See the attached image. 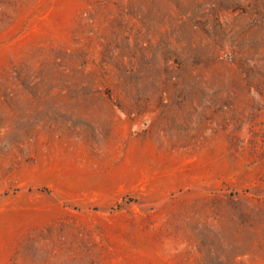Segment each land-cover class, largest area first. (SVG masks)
<instances>
[{
    "label": "rangeland",
    "instance_id": "obj_1",
    "mask_svg": "<svg viewBox=\"0 0 264 264\" xmlns=\"http://www.w3.org/2000/svg\"><path fill=\"white\" fill-rule=\"evenodd\" d=\"M0 264H264V0H0Z\"/></svg>",
    "mask_w": 264,
    "mask_h": 264
}]
</instances>
